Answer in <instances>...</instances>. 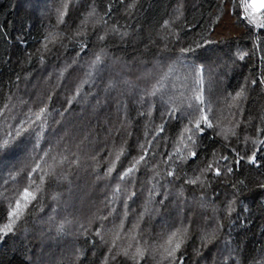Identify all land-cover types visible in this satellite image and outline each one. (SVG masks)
Masks as SVG:
<instances>
[{"label":"snow or ice","instance_id":"6c2138e0","mask_svg":"<svg viewBox=\"0 0 264 264\" xmlns=\"http://www.w3.org/2000/svg\"><path fill=\"white\" fill-rule=\"evenodd\" d=\"M25 2L42 9L43 28L36 40L38 47L27 59L30 65L35 59L44 66L48 72L45 81L51 83L55 78L57 83L43 96L29 95L27 100L13 102L12 95H4L0 106V178H5L0 191V241L5 244L0 249V264H12L16 258L20 264H52L46 261L45 242L62 237L68 238L66 243L90 245L94 256L98 249H106L99 264H250L246 247L222 229L225 222L233 229L245 224L237 209L247 184L230 178L238 167L256 165L264 153V113L256 137L245 136L243 152L225 155L227 143L213 149L212 158L200 157V151L205 138L227 141L235 136L239 141V124L230 129L220 126L214 107L220 97L229 100L235 115L243 111L242 101L251 93L264 91V17L256 15V5L249 10L245 4L238 13L235 3L218 0L207 23L200 25L203 31L191 40L182 38L187 36L183 29L172 31L181 18L178 8L161 25L167 32V38L161 37L163 49L153 52L154 42L149 40L129 57L115 55L109 41L127 43L136 31L130 32L131 26L121 30L118 22L109 26L105 17L111 19L122 8L127 22L138 5L107 0V8L98 9L94 0ZM73 11L78 15L69 23ZM185 23L191 22L185 17ZM233 26L243 27L251 49L229 45L227 52L211 61L198 55V50L220 42L209 33L215 35L216 29L231 30ZM69 44L78 50L67 62L61 58ZM90 44L96 47L81 70L82 77L76 78L79 83L73 81L75 91L70 86L61 94L59 81L76 70L77 58ZM248 60L252 67L244 75L241 62ZM165 66L166 72L158 71ZM238 69L244 79L233 95L226 81ZM20 79L17 75L16 81ZM13 83L9 79L8 84ZM77 105H83L81 117L72 113ZM105 108L109 115L101 120ZM240 123L249 126L253 121ZM197 159L200 163L193 165ZM73 177L99 187L103 199L87 208L83 202L78 204ZM221 184L226 195L218 209L213 197L219 200L214 189ZM229 184L232 191L227 193ZM189 186L199 190L200 196L190 199L186 195ZM256 187L264 190V183L257 181ZM196 204L201 209L211 206L216 214L210 217L197 212ZM257 210L264 219V202ZM34 211L41 214L33 216ZM243 212L253 215L250 205ZM30 221H34L30 238L20 239L21 224ZM9 237L12 246H8ZM25 240L36 243L28 248ZM74 251L78 254L80 249ZM251 264H264V259Z\"/></svg>","mask_w":264,"mask_h":264},{"label":"trees","instance_id":"16d2710c","mask_svg":"<svg viewBox=\"0 0 264 264\" xmlns=\"http://www.w3.org/2000/svg\"><path fill=\"white\" fill-rule=\"evenodd\" d=\"M249 0H230V2L237 5L236 11L242 13L243 5L247 4ZM79 2V0H78ZM92 3L93 0H88ZM98 9L100 7L107 8V0H94ZM127 3H134L138 5L132 10L131 18L125 19V14L123 9H118L117 12H113L111 19L105 17L109 20V26L112 23L118 22L121 30L124 28H129V31H136V36L134 39L128 41L127 43L121 42L120 40L109 41L110 50L117 56H122L127 54L131 57L135 49L139 47L141 50L144 45L149 43V40L153 41L152 51L156 52L162 50L164 47V39L167 38V32L161 28L165 20L172 19L175 15V10L180 9L181 18L177 22V27L173 28L172 31H179L183 29L187 33L184 39L191 40L195 37L197 32L203 31L200 25H205L207 23V18L213 12L215 5L218 0H126ZM113 3H117V0H113ZM183 5V7H181ZM126 6V4H125ZM39 14L33 10V7L25 0H0V106L4 103V95H12L13 102H18L19 99H28L29 95L33 97L43 96L44 93L51 91L54 85L57 83L56 79L53 78L52 82L49 83L43 78L48 75L47 71H44V66L39 65L35 62V59L31 62V65L27 59L28 54L35 51L38 47L36 40L43 32L41 27V17L42 9L36 8ZM250 10V9H249ZM78 13L73 11L69 18V23L76 19ZM103 15V13H101ZM258 17H264V7L261 10L256 11ZM185 17L190 24L185 23ZM235 20V16H233ZM47 25L48 21L45 19L43 21ZM227 24V20L223 22ZM99 27L100 32L104 31L102 26ZM89 32L94 31L93 25L88 24ZM243 27H232L231 30H225L223 27L216 29V34L209 36L216 40L219 39V43L216 45L208 46V50L200 51L198 50V55L202 58H207L209 61L215 59L218 56H222L228 51L229 45L235 49L236 46L241 48L251 49V42L243 35ZM142 41V43H141ZM96 47L95 44H90L84 53H81L80 57L77 59L80 61L77 65H74L75 71L68 76L67 80L59 81L63 85L62 88L57 89L58 92L63 94L71 86L73 92L75 91V84L79 83L76 78L78 76L82 77V68L90 59V54L93 48ZM178 47V45H177ZM74 47L69 44L66 49L65 55L61 58L70 62L75 56ZM23 59V63H21ZM259 58L257 57L256 67L259 68L258 63ZM244 64L242 69L243 74L247 75L252 67V61L248 60ZM53 65L49 63L47 65L48 71L52 70ZM149 68L152 64L148 65ZM161 73L167 71V67L158 69ZM241 69H238L236 73H229V79L226 81L229 87V91L235 94V88L238 87V82H242L244 75H241ZM20 75V81H16V76ZM207 76V73L205 74ZM27 77V79H26ZM9 79L14 83L12 85L8 84ZM31 81L29 83L28 81ZM18 84V90H17ZM11 87L12 91L9 93L8 89ZM177 89L180 88L179 83L175 86ZM87 88V86H86ZM85 88V90H86ZM169 90H172L173 84L171 81L168 83ZM227 93H225V96ZM243 111L237 112L233 115V109L229 108V100L224 97H220L215 103L216 115L219 118L221 128H233L234 124H239L236 129L239 132V141L235 136H232L227 141H222L220 137H215L213 139L205 138L203 143V148L200 151V157L212 158L213 149H218L221 143H227L228 149L224 152L225 155L232 154L235 155L236 151H241L245 149V136L256 137V127L261 126V114L264 113V91L257 89L256 92L251 93L246 99L242 101ZM83 112V105H77L72 109V113L76 117H81ZM157 116L159 113H155ZM109 115V110L105 108L101 112L100 119L103 120ZM134 116L135 113L133 112ZM112 118H115V112L111 113ZM241 121H253L249 126H245L240 123ZM95 123V121H93ZM175 129H173L174 131ZM3 133H0L2 136ZM212 134L209 132V137ZM135 140V132L132 137ZM249 154L251 152L249 151ZM208 161L205 159L203 161L206 164ZM193 165L200 163V160H193ZM264 153H261L258 158V163L256 165H249L247 168L240 166L236 169L237 174L231 177L233 181L245 180L247 188L244 189V195L241 197V207L237 209V213L240 219H245V224L237 226V228H230L225 222V227L222 229L224 233H230L231 238L241 245L242 248L246 247V255L249 257L250 264L252 261L259 262L264 259V251H261V247L264 246V219H261L262 213L257 210V205L264 202V190L256 187V182L264 183ZM4 179L0 178V191L3 190ZM74 184L73 188L74 196L77 198L78 204L83 202L85 208L89 207L96 201L103 199L100 188L91 186L90 183H86L83 180H76L73 177ZM9 187H13L9 185ZM102 187V186H101ZM215 192L219 196V200L213 197L216 207L219 209L221 207V201L224 200L226 195V189L224 185H216ZM232 191L231 185L227 186V193ZM186 195L191 199L193 195L196 197L200 196L199 190H195L192 186H189V191ZM210 197L212 193L208 194ZM230 198V197H229ZM226 203V202H225ZM251 206L253 210L252 216H247L243 212L244 206ZM197 212L204 213L207 216H213L216 213L213 212L211 206L206 209H201L198 204L194 205ZM41 213L33 212V216L40 215ZM222 214V213H220ZM202 219V217H198ZM236 221V214H233V222ZM248 221H251L249 223ZM3 221H0L2 223ZM29 223L21 224V234L20 239L25 237L30 238V234L33 229ZM211 224L208 227L211 228ZM68 238H57L55 240H50L45 242L44 253L47 260H51L52 264H99L100 259H102L103 251L106 249H98L96 255H93L92 251H89V246H85L83 243L78 245H73L72 243H66ZM227 239V237H225ZM36 242L28 243L25 240V244L28 248H32ZM198 243V241H197ZM13 245V240L11 237L8 238V246ZM19 246V245H17ZM5 244L0 241V249H3ZM74 248H79L80 252L77 254ZM188 252H192V247L188 248ZM86 254V255H85ZM12 264H20V259L16 258L12 261Z\"/></svg>","mask_w":264,"mask_h":264},{"label":"crops","instance_id":"0c3cea01","mask_svg":"<svg viewBox=\"0 0 264 264\" xmlns=\"http://www.w3.org/2000/svg\"><path fill=\"white\" fill-rule=\"evenodd\" d=\"M253 4L256 5L255 9H260V8H262L261 5H264V0H249V1H248L249 9H252L251 6H252Z\"/></svg>","mask_w":264,"mask_h":264},{"label":"rangeland","instance_id":"374dc122","mask_svg":"<svg viewBox=\"0 0 264 264\" xmlns=\"http://www.w3.org/2000/svg\"><path fill=\"white\" fill-rule=\"evenodd\" d=\"M26 3V2H25ZM247 5H248V1H247ZM263 8V7H262ZM262 8H260V9H255V11H258V10H261ZM40 9V8H39ZM33 10H34V8H33ZM250 10H253V9H250ZM35 12L36 13H38L39 14V11L35 8Z\"/></svg>","mask_w":264,"mask_h":264}]
</instances>
